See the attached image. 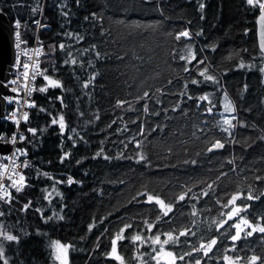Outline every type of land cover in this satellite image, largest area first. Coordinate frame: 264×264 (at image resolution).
<instances>
[{
  "label": "trees",
  "instance_id": "1",
  "mask_svg": "<svg viewBox=\"0 0 264 264\" xmlns=\"http://www.w3.org/2000/svg\"><path fill=\"white\" fill-rule=\"evenodd\" d=\"M38 3L0 0V11L9 21H20L22 39L32 42L37 36L41 72L62 85L34 91L31 103L36 107L22 126L27 186L19 193L14 190L11 204L0 201V232L19 238L17 243L0 237L9 264H55L52 241L70 245L68 264H120L106 253L124 224L133 227L118 242L123 264H156L153 246L141 247L132 237L154 239L159 234L163 241V233L175 230L178 236L185 228L196 235L164 245L165 251L190 252L212 237L219 240L218 250L210 253L212 258L193 253L176 264H194L196 258L201 264H222L218 257L233 241L220 236L216 223L227 220L231 207L248 205L246 218L264 223V181L255 179L264 177V73L259 71L264 60L256 40L258 10L246 0H44L37 15L32 9ZM93 13L97 20L91 18ZM184 30L192 34L191 40L177 41L176 34ZM67 33L83 39H70ZM60 43L69 46L76 66L65 65L69 57L59 50ZM93 46L99 58L84 52ZM81 59L84 68L79 67ZM200 60L206 64H198ZM241 62L253 67H237ZM205 68V75L218 83L199 75ZM93 75L95 80L85 89L84 82ZM194 79L199 83L192 84ZM46 85L40 76L35 89ZM144 91L149 98L141 99ZM205 95L208 101L199 99ZM61 96L63 104L57 99ZM225 97L235 108L231 136L218 126ZM118 100L128 103L117 107ZM61 115L63 133L59 124L52 125ZM141 127L143 137L138 135ZM134 137L142 147L131 142ZM217 139L225 147L208 152ZM139 155L147 159L137 162ZM146 190L174 205L173 213L162 217L151 232L145 221L156 222L159 206L144 203V196L133 200ZM249 190L259 199L223 207L231 195L247 196ZM185 192L186 199L178 202ZM226 230L227 225L220 231ZM235 243L242 257L264 253V234Z\"/></svg>",
  "mask_w": 264,
  "mask_h": 264
},
{
  "label": "snow or ice",
  "instance_id": "2",
  "mask_svg": "<svg viewBox=\"0 0 264 264\" xmlns=\"http://www.w3.org/2000/svg\"><path fill=\"white\" fill-rule=\"evenodd\" d=\"M246 4L248 6H251V8L258 10L259 12V16H258V21L257 23L259 24V28H260V32H261V39H260V44H259V48H260V52H261V56L260 59L264 60V0H246ZM200 7L202 8L203 5L201 4ZM32 11L34 13H36L38 11V8H33ZM93 20H97V15L95 13L92 14L91 17ZM86 20L89 19V17L85 18ZM35 23L37 25H39V21H35ZM15 26L18 29L20 27V21L17 20L15 22ZM70 39H74L76 41L82 40L83 37L78 36L76 34L73 33H67L66 34ZM191 36L192 34L188 31V30H184L181 32H178L175 36V39L177 41H181V39L183 38V40L185 41H190L191 40ZM15 41L16 43L14 44V47L16 49H21L22 45H26V42L23 41L21 39V35L19 31L15 32ZM69 46H66L64 43H60L58 48L60 51L62 52H66V55L69 57V59L65 60V65L71 64L73 66H76L78 64L77 59L75 58L73 52L71 51H67V48ZM246 51V50H245ZM84 52H93L95 54V56L97 58L100 57V53L98 51L95 50V46L92 47V49H85ZM42 52L41 49H36L35 50V55L37 58H39L41 56ZM47 55V54H45ZM82 55V54H81ZM21 57H24L26 60H28L29 62H24ZM121 59H123V57H121ZM179 59L181 61L186 60V57L184 56H179ZM196 57L195 55L192 56V60H195ZM256 58L253 57V60H255ZM192 60H188L187 63L191 64ZM198 64L200 65H205L206 61L200 60L197 61ZM14 65L17 67L18 70H20L21 74L17 77L16 80L11 81V83L13 84H18L20 80H24L25 82H33L36 80L37 76H42L43 79L45 81H47V85L45 87H40L39 89H35V88H31L27 90V95L29 97H31L32 92L33 91H39L41 93H44L48 90L49 87L51 88H57L60 87L62 88V85L60 83V81L58 80H54L52 79L51 76L49 75H45L43 72L37 71V69L39 68V63L37 60V63H31V58L28 55V49L25 48L23 51L18 52L16 54L15 57V61H14ZM79 67L84 68V61L81 59L79 61ZM237 67L239 68H252L253 65L251 64H245L244 62H241ZM46 71V70H45ZM185 72L189 71V68L185 67L184 68ZM207 71V68H205V71L200 72L199 75L202 76L206 81H211L213 83H218V81L216 80V78L212 75H205V72ZM259 71H261V73H264V67H261L259 69ZM77 79H79V77H77ZM95 80V75H93L91 77V79L86 80L83 84V87L85 89L89 88V85L92 84V82ZM171 83V82H169ZM199 83V81L197 80H192V84H197ZM27 87V83L25 85H19L17 88H12V91L14 93H19V91L23 90L24 88ZM185 87H187V85H185ZM183 95H187V93H183ZM150 93L149 91H144L143 95L141 97V99H147L149 98ZM191 98V97H189ZM227 98V97H225ZM61 104H63V97H58L57 98ZM203 101H208V97L207 95L199 98ZM10 103H12L13 101H9ZM27 107L32 108V107H36L35 103H27ZM117 107H123L126 103H128L125 100H118L117 102ZM179 106H177L178 108ZM177 108H174L173 111H176ZM145 112L149 111V108L147 106V104L144 105V109ZM41 111H44L43 109H41ZM208 113L211 114L213 112V108L209 107L207 109ZM225 112L228 113V115H225L222 120L219 122V127L220 130L224 133H227L229 136L232 135V131L231 129H233L236 125L232 123L233 120L236 119L235 115H231V113L235 112V108L232 105H228L225 107ZM158 115V113H157ZM16 113H12V117H15ZM98 118V117H97ZM29 119L28 116V112H24L23 113V120L24 122H27ZM16 125L18 126L20 121L16 120L15 121ZM113 123H115V121H113ZM133 123H135V121H133ZM59 124V127L61 129V133H63L64 129H65V123H64V117L61 115L59 117V120L53 118L52 119V125H56ZM155 130V129H153ZM30 133H32L33 135H35L37 133V129L35 128H30L28 130ZM74 131V130H73ZM124 131H127V127L125 126ZM19 134V139L21 141H24L26 139V137L22 134V133H13L12 138H11V143L15 144L16 143V139H17V135ZM145 130L143 127H141L139 129L138 135L143 137L145 135ZM0 139H3V137H0ZM69 139H71V137H69ZM136 144L137 148L142 147V142L140 140H137L135 137L133 138V141ZM75 147V144L73 145ZM125 147H127V145H125ZM225 147V144L222 143L219 139L215 140V142H213L211 144L210 147L207 148L208 152H212L214 150L217 149H223ZM20 155L26 156L27 152H21L19 149L16 150L15 153H13V167L10 169L11 175H9L7 178L9 180H11V184L8 187H14L15 191L17 193L22 192L24 190V188L27 186L26 185V177L22 174V172L17 171V165L15 164V160L19 158ZM67 155V153L65 154ZM99 155V153L97 154ZM5 159H7V157H5ZM147 159L146 156L144 155H139L138 157V161L137 162H142L145 161ZM62 162V161H61ZM193 163H195V161H193ZM28 163H25L23 165V167H28ZM4 171L8 172V166L4 165ZM44 175H47V173H44ZM18 176L19 179H15L14 177ZM4 178L3 173H0V180H2ZM255 179L257 181H264V177L257 175L255 177ZM68 184L71 185L74 181L72 180L71 177L68 178ZM208 188L211 189L212 188V184L208 185ZM191 189H188V192H190ZM209 193L205 192L203 193V195L207 196ZM139 196H144L146 197L144 203H148V204H152L154 203L155 205L159 206V210L161 211V216H158L156 218V222L154 223H149L147 221H145V224L147 226V230L149 232L152 231V229L155 227L156 223H158L160 221V219L162 217H168L170 213H173L174 210V205L172 203H168L166 204L165 201L163 199H161L159 197V195H152L150 193L146 191L138 193L137 197H133V200H137V198ZM187 196V192L179 195L177 197V201H184L186 199ZM254 199H259L258 196H255L253 194V192L251 190L248 191L247 196H244L243 193L241 192H237L236 194L231 195V197L227 200V203L223 205V207L227 208L230 205H236L237 201H241V203H243L244 200H254ZM0 201H3L5 203L11 204L12 202V197H11V193L9 191H7V189H5V186L3 183H0ZM30 207V202L29 204H25L23 206L24 210H28V208ZM248 205H244L243 207L240 206H234L231 207L230 211L227 213V220H221L219 223H216V230L217 232L220 233L221 237L227 236L228 239H230L231 241H233V244L231 245L230 248H225L224 252L221 256L218 257V259H220L222 261V264H238V262L243 261V264H264V253L261 254V256H257V255H252L251 257H248L247 255L245 256H240L237 252V245H236V241L241 240L242 238H247V237H251L253 236L254 233H261L264 234V223H252L249 219L246 218L247 215V209H248ZM241 213H245V215H241ZM193 216L196 215L195 211H193L192 213ZM4 216L3 212H0V217ZM236 222L229 224V221H232L234 218H237ZM60 219H63V217H60ZM261 219H264V217H261ZM225 225H227V229L226 231H220L221 229L225 228ZM132 224H124L123 227H121L119 229V232L117 234H115L112 238H111V249L108 253H106L107 257L111 260L114 261H119L120 264H123V257L119 254L118 252V242H122L123 240L126 239V237L124 236V233L132 228ZM231 229H234L235 232L234 234L231 233ZM175 230L172 231H168L163 233V235L166 237L163 241H161V236L159 234L155 235L154 239H150V238H145L141 235H136L134 237L131 238L133 243L136 242H140L139 246H144V245H151L153 246V252L155 253V255L151 256V259L154 260L156 262V264H161L162 261H165V264H176L177 260L183 262L185 261V257H192L193 253L196 254H203V257H208V258H212L210 257V253H213L214 249L218 250V245H219V240L217 237H212L211 239L208 240L207 243L201 242L199 244L198 247H193L192 250L190 252H184L182 254H177L174 253L172 251H165L164 245H169L172 244L173 246L176 245L179 242L180 237H187L189 235H196V233L191 232L190 229L185 228L184 230L179 232L178 236H175L174 233ZM0 237H3V240L6 241H16L17 243L19 242V238L15 235H11V234H5L4 232H0ZM99 246V245H98ZM155 246H159L158 248ZM54 248H59L61 250V254L60 255H56L55 259L60 261V264H68L67 261V252L68 249L70 247V245H62L60 244L59 241H55L53 244ZM4 247L2 245V243H0V264H9V260L8 258H6L4 256ZM230 252H237V255L232 256L229 255L228 253ZM165 258H170L165 260ZM194 264H201V259L196 258L194 259Z\"/></svg>",
  "mask_w": 264,
  "mask_h": 264
},
{
  "label": "built area",
  "instance_id": "3",
  "mask_svg": "<svg viewBox=\"0 0 264 264\" xmlns=\"http://www.w3.org/2000/svg\"><path fill=\"white\" fill-rule=\"evenodd\" d=\"M15 22L12 25L13 46L16 43L15 38H14L15 32L16 31L21 32L20 27L18 29L16 28ZM39 28L41 29L42 27H40V25H39L38 29ZM21 39H22V37H21ZM22 40L26 42V45H22L21 49H16L14 47V59H13V62L11 64V67H10L9 77L4 82V85L6 87L12 89V88H17L19 85H25L27 83V87L24 88L23 90L19 91V93H15L16 96H14L13 94H10L7 97L3 114L0 117V126H1L0 137H3V139H0V142L7 144L10 147V149H8L5 153H0V173H3V176H4V178L2 180H0V183H3L5 186V189H7V191H9L11 193L12 199H13V192H14L15 188L14 187H8L11 184V180H9L7 177L9 175H11L10 169L13 167V153H15L17 149H19L21 152H24L25 149L21 146L23 141H21L19 139V134L17 135V139H16L15 144L11 143V138H12V135L14 132L15 133H22L25 136V133L22 129V126L26 123L23 120V113L28 112V116H30V109H31V108L27 107V104L25 102L31 103V97L34 93V91H33L31 97H29L27 95V90L31 89V88H35L36 80L40 77L38 75L36 80L34 81V83L33 82H25L24 80H20L18 84L11 83V81L16 80L17 77L21 74L20 70H18L17 67L14 65V61H15L16 54L18 52L23 51L25 48H27L28 49V55L31 58V63H33V64L37 63V60H38L39 68L37 69V71L41 72V60H40V58L43 55V53H42L39 58H37L35 55V50L38 48L41 49V46L38 44L39 41H37V36L35 37V39L32 42H29L25 39H22ZM41 52H42V50H41ZM21 59L24 62H29L24 57H21ZM9 101H13V102L10 103ZM14 112L16 113V116L12 117V113H14ZM16 120L20 121L18 126L15 123ZM5 157H7V159H5ZM25 163H27V158H26V156H23V155H20L19 158L15 160V164L18 166L17 171L22 172L23 175H24L23 165ZM4 165L8 166V169H9L8 172L4 171ZM14 178L19 179L18 176L14 177Z\"/></svg>",
  "mask_w": 264,
  "mask_h": 264
},
{
  "label": "water",
  "instance_id": "4",
  "mask_svg": "<svg viewBox=\"0 0 264 264\" xmlns=\"http://www.w3.org/2000/svg\"><path fill=\"white\" fill-rule=\"evenodd\" d=\"M258 16L256 18V40L258 49L260 51L259 44L261 39V32L259 24L257 23ZM12 25V22L9 21L6 14L0 11V117L3 114L7 97L10 94L16 96L11 88H8L4 85V82L9 77L10 67L14 59ZM8 149H10V147L7 144L0 142V153H5Z\"/></svg>",
  "mask_w": 264,
  "mask_h": 264
},
{
  "label": "rangeland",
  "instance_id": "5",
  "mask_svg": "<svg viewBox=\"0 0 264 264\" xmlns=\"http://www.w3.org/2000/svg\"><path fill=\"white\" fill-rule=\"evenodd\" d=\"M44 2V0H39V3L37 5V8H38V11H37V15H39L41 12H42V8H43V5L42 3ZM22 26L26 29H30L29 26H27L25 23H22ZM263 78H264V74H263ZM48 83V82H47ZM228 105H232L233 106V103L230 99L228 98H224L223 99V109L221 110V120L222 118L225 116V115H228V113L225 112V107L228 106ZM231 115H235L234 113H231ZM55 241H52L51 243V247H52V254H53V257L55 259V256L56 255H60L61 254V250L57 247V248H54L53 247V244H54ZM62 244V243H60ZM62 245H66V244H62ZM167 259H170V258H165V260ZM55 264H60V261L59 260H56L55 259ZM67 261H68V258H67Z\"/></svg>",
  "mask_w": 264,
  "mask_h": 264
}]
</instances>
